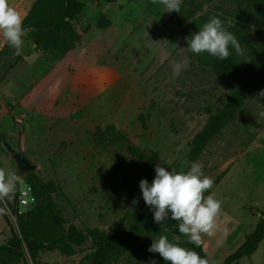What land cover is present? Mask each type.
<instances>
[{"label": "rangeland", "instance_id": "rangeland-1", "mask_svg": "<svg viewBox=\"0 0 264 264\" xmlns=\"http://www.w3.org/2000/svg\"><path fill=\"white\" fill-rule=\"evenodd\" d=\"M33 1L8 3L24 17ZM80 1L84 4L77 25L81 37L65 57L74 61L71 74L89 73L73 79L79 86L74 119L80 124L75 136L60 141L50 157L53 171L47 180L57 188L56 208L81 231L96 228L121 235L128 230L133 200L144 202L139 188L130 197L120 187L123 175L150 168L154 178L158 163L167 161L169 168L186 171L197 162L213 179L205 195L221 202L216 231L211 237L203 235L200 247L213 264H221L264 220V87L251 88L219 131L198 144L199 135L224 111L244 79L222 75L220 60L207 53H191L186 37L218 16L241 45L240 53L230 48L238 70L251 73L260 64L255 51L264 36V0H183L179 13L164 12L158 0ZM101 18L109 26L99 28ZM25 43L22 52L34 55ZM184 59L190 61L189 67L173 77V64ZM37 65L23 58L9 72L0 70V109L21 99L43 76L47 68L37 72ZM6 116H0V131L15 133ZM21 130L17 127L19 136ZM131 147L145 156L143 165L133 162ZM2 148L0 168L18 174L14 160ZM23 184L21 180L15 191ZM15 191L0 199L9 218L8 223L0 214V245L11 237L12 228L17 230ZM34 205L20 208L21 214ZM147 212L152 214L148 207ZM167 237L179 238L174 232H167ZM91 247L88 241L71 256L44 251L34 261L25 253V261L88 264ZM156 257L157 253L140 248L122 256L119 264H150ZM232 264H264V237L250 254Z\"/></svg>", "mask_w": 264, "mask_h": 264}, {"label": "trees", "instance_id": "trees-1", "mask_svg": "<svg viewBox=\"0 0 264 264\" xmlns=\"http://www.w3.org/2000/svg\"><path fill=\"white\" fill-rule=\"evenodd\" d=\"M103 1L112 3L116 0ZM83 8L84 4L80 0H34L23 17L24 27L28 29L24 39L31 41L38 51L65 55L80 40L81 36L77 25ZM97 26L105 28L109 26V21L101 18L97 22ZM255 53L260 58V64L251 73L238 70V61L231 55L226 60L219 61L218 69L222 75L230 77L242 75L244 83L233 95L224 111L216 116L199 135L198 144L205 142L209 136L219 131L232 112L241 105L251 88L264 87V36ZM21 60L22 56L16 54L15 49L9 47L5 42L0 49V70L2 73H7L15 68ZM0 147H2L1 144ZM130 155L133 162L143 165L145 156L139 150L131 147ZM186 164H189L188 161ZM141 179L152 181L150 168H142L132 175H123L119 184L132 197L135 189L139 188ZM22 180L29 185L35 205L22 214H18L16 209L13 210L16 216L17 230L12 228L11 237L0 245V264H26L25 253H28L33 261L39 253L44 251H58L62 255L71 256L80 251L88 241L92 244L88 264H119L122 256L140 248L147 250L153 240L160 235L167 236V232H174L179 237L173 242H179L183 247L194 249L210 261L200 246L196 247L188 241L187 237L178 232L176 221L156 224L153 215L147 212L144 202L137 200L138 203H133L128 230L121 235H109L96 228L81 231L73 224H68L56 208L53 194L57 188L53 181L45 180L38 171L24 175ZM115 192L120 191L115 189ZM16 195L17 190L14 201ZM0 214L9 223V218L6 217L1 204ZM263 237L264 220L248 239L236 251L228 255L221 264H232L250 254ZM155 261L157 264H165L159 253H157ZM210 264L213 263L210 261Z\"/></svg>", "mask_w": 264, "mask_h": 264}, {"label": "clouds", "instance_id": "clouds-1", "mask_svg": "<svg viewBox=\"0 0 264 264\" xmlns=\"http://www.w3.org/2000/svg\"><path fill=\"white\" fill-rule=\"evenodd\" d=\"M164 12H180L183 0H158ZM28 29L24 27V18L8 3L0 0V40L15 49L19 54L24 44ZM190 37V38H189ZM187 48L195 55L207 53L218 60H226L231 50L241 52V45L236 36L230 32L218 16L210 17L199 30L186 37ZM190 61L184 59L172 67L173 77H177L189 67ZM261 95H264L262 90ZM168 162L158 163L154 167V178L139 181V189L145 205L152 212L156 224L177 222V230L187 237L196 247L202 242V236L211 237L217 228V217L221 202L208 194L213 187V179L206 176L202 166L191 162L187 170H174ZM166 165L167 167H165ZM22 177L15 172H6L0 168V199L9 197L15 191ZM133 203H138L133 200ZM150 253H159L165 264H210L194 249L183 247L179 242L170 241L166 235L153 240ZM150 264H157L151 260Z\"/></svg>", "mask_w": 264, "mask_h": 264}, {"label": "crops", "instance_id": "crops-1", "mask_svg": "<svg viewBox=\"0 0 264 264\" xmlns=\"http://www.w3.org/2000/svg\"><path fill=\"white\" fill-rule=\"evenodd\" d=\"M26 41L30 45H27ZM24 43L36 55H30L28 52L25 55L26 52H22L21 49L19 54L22 60L24 58L35 61L38 64L37 72L43 68L47 69L28 93L16 101L27 111V124L22 128L20 136L9 115L6 117L15 126V133L11 129L6 135L1 131L0 133L10 139L13 147L21 150L32 163H35L37 167L35 171L47 180L52 178L49 172L53 171L50 157L55 153L60 141H70L75 136V130L80 124V121L76 122L74 119L77 112L74 99L79 86L73 79L78 80L80 75L87 77L89 70H86V73H78L79 75L71 74L69 69L72 68L74 61L70 56L65 57L67 53L59 55L55 52H42V56H39L41 51L37 50L35 53L36 49L31 41L24 39Z\"/></svg>", "mask_w": 264, "mask_h": 264}, {"label": "built area", "instance_id": "built-area-1", "mask_svg": "<svg viewBox=\"0 0 264 264\" xmlns=\"http://www.w3.org/2000/svg\"><path fill=\"white\" fill-rule=\"evenodd\" d=\"M6 113L9 115L15 126L18 128H23L27 124V116L25 112V107L20 102L10 103L4 110L0 109V116ZM34 198L31 194V189L26 183L22 187L17 189L16 195V206L18 208L17 213L21 214L20 208L31 207L34 204Z\"/></svg>", "mask_w": 264, "mask_h": 264}, {"label": "water", "instance_id": "water-1", "mask_svg": "<svg viewBox=\"0 0 264 264\" xmlns=\"http://www.w3.org/2000/svg\"><path fill=\"white\" fill-rule=\"evenodd\" d=\"M0 144L6 153L14 160L18 170V175L23 177L24 175L36 170V164L32 163L29 158L21 152V150L16 149L10 142L6 141L1 133Z\"/></svg>", "mask_w": 264, "mask_h": 264}]
</instances>
